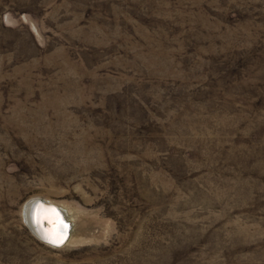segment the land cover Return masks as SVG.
Here are the masks:
<instances>
[{
	"label": "rangeland",
	"instance_id": "374dc122",
	"mask_svg": "<svg viewBox=\"0 0 264 264\" xmlns=\"http://www.w3.org/2000/svg\"><path fill=\"white\" fill-rule=\"evenodd\" d=\"M0 264H264V0H0Z\"/></svg>",
	"mask_w": 264,
	"mask_h": 264
},
{
	"label": "water",
	"instance_id": "95a60500",
	"mask_svg": "<svg viewBox=\"0 0 264 264\" xmlns=\"http://www.w3.org/2000/svg\"><path fill=\"white\" fill-rule=\"evenodd\" d=\"M24 224L41 243L51 248L65 245L69 237V223L64 212L42 198H32L22 208ZM29 218V219H28Z\"/></svg>",
	"mask_w": 264,
	"mask_h": 264
},
{
	"label": "bare ground",
	"instance_id": "6f19581e",
	"mask_svg": "<svg viewBox=\"0 0 264 264\" xmlns=\"http://www.w3.org/2000/svg\"><path fill=\"white\" fill-rule=\"evenodd\" d=\"M52 203V202H51ZM52 204H54V203H52ZM54 205H56V204H54ZM58 208H60L63 212H64V216L66 217V221L69 223V227H70V231H69V237H68V239H67V241H66V243L68 242V240H70L69 238L71 237V233H72V222H71V219L68 217L69 215H67L68 213H67V210H65L64 208H62V207H60V206H58V205H56ZM29 219V218H28ZM65 243V244H66Z\"/></svg>",
	"mask_w": 264,
	"mask_h": 264
}]
</instances>
